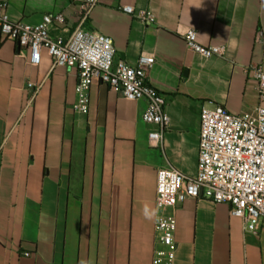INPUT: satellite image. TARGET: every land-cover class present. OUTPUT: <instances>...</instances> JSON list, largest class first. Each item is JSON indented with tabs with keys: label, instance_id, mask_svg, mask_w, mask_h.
I'll return each instance as SVG.
<instances>
[{
	"label": "crops",
	"instance_id": "obj_1",
	"mask_svg": "<svg viewBox=\"0 0 264 264\" xmlns=\"http://www.w3.org/2000/svg\"><path fill=\"white\" fill-rule=\"evenodd\" d=\"M83 1L8 0L7 12L31 26L62 13L66 37L94 28L112 39L117 60L153 57L148 83L172 124L152 146L159 127L142 120L147 103L100 80L88 113H78V70L55 66L46 52L32 65L0 34V264H152L157 174L197 175L202 108L264 107L248 71L264 63V0H95L86 16ZM189 30L224 54L193 52ZM174 214L175 264H264V220L253 232L229 204L207 199H188Z\"/></svg>",
	"mask_w": 264,
	"mask_h": 264
},
{
	"label": "built area",
	"instance_id": "obj_2",
	"mask_svg": "<svg viewBox=\"0 0 264 264\" xmlns=\"http://www.w3.org/2000/svg\"><path fill=\"white\" fill-rule=\"evenodd\" d=\"M95 0H84L80 11L86 16ZM8 0H0V34L16 42L30 53V64L38 65L43 52L54 59L55 66L76 68L78 84L74 109L87 114L90 89L100 80L119 91L130 101H145L142 120L156 125L159 130L148 135L152 146L162 144L163 133L172 121L165 110L166 101L154 86L148 83V71L154 58L141 55L136 65L116 59V50L110 37L94 28H78L69 35L62 13H48L42 21L31 26L13 22L8 15ZM134 14L130 6L123 8ZM142 20L153 22L150 14ZM52 31L58 32L52 35ZM188 47L206 58L222 56L224 46H203L197 42V33L184 34ZM249 73L257 82L260 98L264 99V63L252 65ZM198 173L188 177L173 169H160L157 174L155 249L152 264H175L177 221L174 212L188 199H207L227 203L234 217L243 219L255 232L264 220V107L241 115L230 113L222 105H205L201 111Z\"/></svg>",
	"mask_w": 264,
	"mask_h": 264
}]
</instances>
